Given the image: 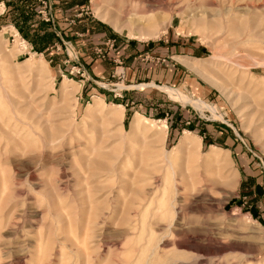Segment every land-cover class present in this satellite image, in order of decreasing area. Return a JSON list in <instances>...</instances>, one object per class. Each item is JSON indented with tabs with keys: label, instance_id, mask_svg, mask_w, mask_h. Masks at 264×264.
<instances>
[{
	"label": "rangeland",
	"instance_id": "rangeland-1",
	"mask_svg": "<svg viewBox=\"0 0 264 264\" xmlns=\"http://www.w3.org/2000/svg\"><path fill=\"white\" fill-rule=\"evenodd\" d=\"M21 6L30 39L93 20L158 67L85 82L0 17V264H264V0Z\"/></svg>",
	"mask_w": 264,
	"mask_h": 264
},
{
	"label": "crops",
	"instance_id": "crops-1",
	"mask_svg": "<svg viewBox=\"0 0 264 264\" xmlns=\"http://www.w3.org/2000/svg\"><path fill=\"white\" fill-rule=\"evenodd\" d=\"M22 3L23 0H4L2 3L3 12L0 15L2 25H5L3 27L11 28L14 34H17L20 38L22 37L20 31L26 34V27L29 26L30 28H34L36 26L33 24L30 25V21L28 20L31 19L32 14L35 15V13H37V9H34L32 11L33 13L24 9L21 6ZM60 8L66 16L67 7L61 5ZM64 20L66 21V19H63V21ZM85 21H87V23L83 29L78 28L77 24L79 25V21L74 23V25H71V23L64 24L61 21L55 22V24L52 22L51 25H48L52 29L47 30L54 33L61 44L67 42L66 44L75 46L78 49L80 60L75 62L76 65L70 67V74L74 71L77 73L78 67H80L84 72V74H80V76L85 79V82L88 80L93 82V78L105 79L114 77L117 69L122 70L123 78H127V80L128 78L132 80L135 79L136 74L146 75L147 79L152 77L153 72H155L156 67H158L157 61H152V56L154 55L151 51L152 47H148V44L139 43L136 46L129 40L119 39L117 35L110 33L103 23H95L93 20L88 19H85ZM59 23L63 25V28L58 27ZM34 31L33 29L29 31V33ZM26 39L31 43L28 44L30 51H34L32 42L36 40V38L30 39L27 37ZM53 47L56 46L52 45L45 51ZM96 50H102L105 56L103 58L97 56ZM171 52L173 51L171 50ZM121 63L123 66L121 65L122 67H118L117 64L120 65ZM166 70L174 75L173 67H168Z\"/></svg>",
	"mask_w": 264,
	"mask_h": 264
},
{
	"label": "bare ground",
	"instance_id": "bare-ground-1",
	"mask_svg": "<svg viewBox=\"0 0 264 264\" xmlns=\"http://www.w3.org/2000/svg\"><path fill=\"white\" fill-rule=\"evenodd\" d=\"M126 23H127L128 29H129V35L130 36L133 35L134 33H137L139 36H151V35H154V31H153L154 29L152 30L153 26L150 25L151 23L149 21H147V25L148 26H145V24H143V21H141L139 18L136 20V22H131L130 21V22H126ZM186 141H188V140H186L185 137L182 138L181 141L178 144V147L174 151H176L178 153L179 152L180 153L188 152L187 147H186ZM213 151H214V149H213Z\"/></svg>",
	"mask_w": 264,
	"mask_h": 264
},
{
	"label": "trees",
	"instance_id": "trees-1",
	"mask_svg": "<svg viewBox=\"0 0 264 264\" xmlns=\"http://www.w3.org/2000/svg\"><path fill=\"white\" fill-rule=\"evenodd\" d=\"M30 25H31V23H30ZM43 26H48V25H43V23H40V27L37 30H41V28ZM26 30H27L26 34H23L22 31H20V34L22 35L23 38H27L28 37V33L31 30V28L28 26V27H26ZM35 32H36V30H35ZM36 36H39L38 37L39 39H37L35 37L36 40H34L32 42V45L34 46V51L35 52H39V53L44 52L46 49H48V48H50L52 46L54 40H56L57 42H60L59 39L52 32H45V33H43V35H38V33H37ZM211 143H214V144H217V145H221V143H219L218 141H215V140L211 141Z\"/></svg>",
	"mask_w": 264,
	"mask_h": 264
},
{
	"label": "built area",
	"instance_id": "built-area-1",
	"mask_svg": "<svg viewBox=\"0 0 264 264\" xmlns=\"http://www.w3.org/2000/svg\"><path fill=\"white\" fill-rule=\"evenodd\" d=\"M46 21L48 22V20H46ZM16 36H18V35L16 34ZM62 45L65 46V47H67V44L66 43H62ZM110 47H111V45H110ZM96 54H97V56H99L101 58H103L105 56L104 55V52L102 50H97L96 51ZM77 74H82V75L84 74V72L80 69V67H78Z\"/></svg>",
	"mask_w": 264,
	"mask_h": 264
}]
</instances>
